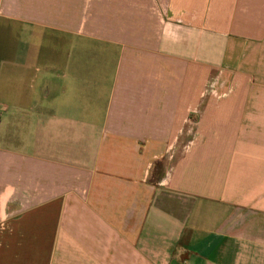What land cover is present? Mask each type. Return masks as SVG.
Segmentation results:
<instances>
[{"label":"crops","instance_id":"crops-1","mask_svg":"<svg viewBox=\"0 0 264 264\" xmlns=\"http://www.w3.org/2000/svg\"><path fill=\"white\" fill-rule=\"evenodd\" d=\"M0 114V264H264V0H0Z\"/></svg>","mask_w":264,"mask_h":264},{"label":"rangeland","instance_id":"rangeland-1","mask_svg":"<svg viewBox=\"0 0 264 264\" xmlns=\"http://www.w3.org/2000/svg\"><path fill=\"white\" fill-rule=\"evenodd\" d=\"M155 4L152 1H147L146 2V9L147 10H155Z\"/></svg>","mask_w":264,"mask_h":264},{"label":"built area","instance_id":"built-area-1","mask_svg":"<svg viewBox=\"0 0 264 264\" xmlns=\"http://www.w3.org/2000/svg\"><path fill=\"white\" fill-rule=\"evenodd\" d=\"M0 116H1V114H0Z\"/></svg>","mask_w":264,"mask_h":264}]
</instances>
